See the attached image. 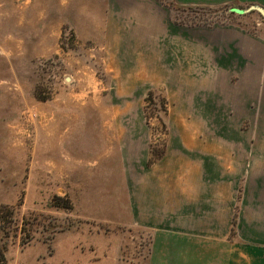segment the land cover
<instances>
[{"label": "rangeland", "instance_id": "1", "mask_svg": "<svg viewBox=\"0 0 264 264\" xmlns=\"http://www.w3.org/2000/svg\"><path fill=\"white\" fill-rule=\"evenodd\" d=\"M86 1L0 0V94L29 96V108L20 112L15 124V156L27 151L31 168L40 169L39 174L35 170L33 179L40 189L45 186L39 198L15 197L14 203L7 205L11 215L0 209V249L4 254L0 264H42L43 258L56 252L55 239L72 242L75 254H111L145 264L149 234L125 229L117 222V213L101 214L102 201H107L109 209L117 208L118 202L124 205V181L115 153L119 147L136 151L138 143L147 144V164L152 166L161 163L169 144L178 139L190 148L197 143L199 148L193 150L212 152L204 148L220 141L213 120L192 111L193 99L198 98L193 90L204 91L207 81L188 78L204 77L200 71L207 73L214 67L212 31L231 26L249 31L257 23L264 25L255 10L236 12L249 5H167L165 22L188 33L189 53L182 54V42L161 41L156 53H141L133 29L125 35H134L133 40L128 39L134 43L126 42L119 52H109L110 48L98 47L100 39L86 38ZM101 25L99 22L94 34H102ZM188 64L195 67V75H188ZM38 113L43 115L42 121ZM39 122L46 136L45 160L40 167ZM140 126L146 131L144 136ZM54 129L58 132L56 143ZM81 151L87 155L79 156ZM223 153V169L226 175H237L240 198L243 175L250 168L245 152L239 149L236 155L235 150L223 146ZM133 161L131 157V171ZM199 179L191 177L190 190L206 188ZM69 249L59 250L60 257Z\"/></svg>", "mask_w": 264, "mask_h": 264}, {"label": "crops", "instance_id": "2", "mask_svg": "<svg viewBox=\"0 0 264 264\" xmlns=\"http://www.w3.org/2000/svg\"><path fill=\"white\" fill-rule=\"evenodd\" d=\"M86 2L89 15L86 38L96 42L100 39L97 46L110 48L109 52H119V47L134 43L128 42L134 35H125L133 29L141 53H156L158 41L182 42V54L189 53L188 33L165 22L167 5L187 8L243 4L264 9V0ZM90 5L95 12L93 16ZM99 22H102L101 35L94 34ZM251 28L254 31L239 26L212 31L214 67L207 73L200 71L204 77L188 78V81H207L204 91L193 90L198 98L193 99L192 111L200 118L213 120L220 141L204 148L212 152L193 150L199 148L197 143L190 148L178 139L169 144L159 160L161 163L152 166L147 164V144L138 143L136 151L119 147L115 153L124 181L121 194L124 205L118 202L117 208L109 209L107 201H102L101 214L106 217L105 214L117 213V222L125 229L149 234L145 264H264V25L257 23ZM198 50L203 52L204 48L199 46ZM194 68L185 66L188 75L190 72L195 75ZM200 93L207 95L202 97ZM29 105V96L0 94V204L6 206L13 204L19 194L24 199L39 198L45 188L40 189L39 182L33 179L36 169L31 168L29 153L15 156V124L20 112ZM38 114L42 121L43 115ZM40 123L37 124L38 167L44 164L46 150L45 127ZM138 130L141 135L146 134L143 126ZM52 133L56 143L58 132L54 129ZM223 146L235 150L236 155L239 149L243 150L250 167L243 175L245 185L240 198L237 175H226L223 169L226 158ZM86 152L78 155H87ZM131 157L134 158L132 171ZM54 160H57L56 154ZM193 163L198 167H191ZM36 172L39 174L40 169ZM191 177L193 181L200 178L206 188L190 190ZM55 241L56 252L53 247V254L43 258L42 264H133L135 261L111 254H75L72 242ZM63 247L70 251L61 259L58 251ZM37 250L40 252L41 247Z\"/></svg>", "mask_w": 264, "mask_h": 264}, {"label": "water", "instance_id": "3", "mask_svg": "<svg viewBox=\"0 0 264 264\" xmlns=\"http://www.w3.org/2000/svg\"><path fill=\"white\" fill-rule=\"evenodd\" d=\"M251 10L257 11L261 15L263 20H264V9L262 7H260V6L253 5V6H250L249 8H247L245 10H242V11H237L236 10V12L237 13H245V12H248V11H251Z\"/></svg>", "mask_w": 264, "mask_h": 264}, {"label": "trees", "instance_id": "4", "mask_svg": "<svg viewBox=\"0 0 264 264\" xmlns=\"http://www.w3.org/2000/svg\"><path fill=\"white\" fill-rule=\"evenodd\" d=\"M55 199L61 200V198H58V197H55ZM67 205H68V203H67ZM0 209L3 210V212H5L6 215H11L12 214V209L10 211L7 206H0ZM3 261H4L3 249L2 250L0 249V262H3Z\"/></svg>", "mask_w": 264, "mask_h": 264}]
</instances>
